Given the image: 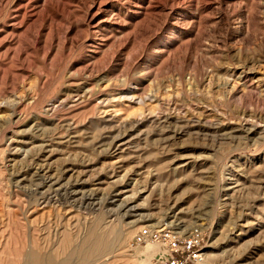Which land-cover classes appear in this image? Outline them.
I'll use <instances>...</instances> for the list:
<instances>
[{
  "label": "rangeland",
  "instance_id": "1",
  "mask_svg": "<svg viewBox=\"0 0 264 264\" xmlns=\"http://www.w3.org/2000/svg\"><path fill=\"white\" fill-rule=\"evenodd\" d=\"M176 219L264 264V0H0V264H157Z\"/></svg>",
  "mask_w": 264,
  "mask_h": 264
},
{
  "label": "built area",
  "instance_id": "2",
  "mask_svg": "<svg viewBox=\"0 0 264 264\" xmlns=\"http://www.w3.org/2000/svg\"><path fill=\"white\" fill-rule=\"evenodd\" d=\"M209 227L197 224L189 229L172 222L161 225H144L133 236L130 247L136 249L149 243L160 244L165 251L157 264H201L209 241Z\"/></svg>",
  "mask_w": 264,
  "mask_h": 264
},
{
  "label": "bare ground",
  "instance_id": "3",
  "mask_svg": "<svg viewBox=\"0 0 264 264\" xmlns=\"http://www.w3.org/2000/svg\"><path fill=\"white\" fill-rule=\"evenodd\" d=\"M179 168V167H178ZM182 168V167H181ZM183 169V168H182ZM182 171V170H181ZM44 198V197H43ZM41 204V203H40ZM177 216V214L175 213V218H178V217H176ZM135 220V219H134ZM176 220H178L179 222H177V227H180V228H184V229H186L187 227H188V225H186V222L185 221H182V220H179V219H176ZM131 223H134V224H136L137 222H135V221H132ZM173 224H174V222H172ZM181 223H183V224H181ZM126 225H127V223H126ZM130 225L131 224H129V226H127V227H130ZM160 225V224H159ZM175 225V224H174ZM132 226V225H131ZM110 227V226H109ZM134 227H135V225H134ZM187 229H189V228H187ZM135 230L136 229H132L131 228V230L129 229L128 231H127V234H126V236H127V238L126 239H128V238H130L131 236H132V234H134V232H135ZM101 232V231H100ZM90 234V233H89ZM90 239V238H89ZM104 238H102L101 236H97V237H92V242H91V244L89 245V247H88V254L89 255H94L95 253H97V252H99L101 249H103L104 248V244H105V242H103L104 240H103ZM86 240V239H85ZM89 241V240H88ZM149 244H151L150 245V247H147V248H140V249H138V252H137V254H136V256H138V258L139 259H142V260H146V259H148V255L150 254V251H153V249L154 250H158L159 249V246L160 247H162L160 244H156V243H149ZM148 245V244H147ZM84 250V249H83ZM99 255V254H98ZM153 256V255H152ZM205 256H206V253H205ZM159 258H163L164 256H158ZM94 258V257H93ZM95 259V258H94ZM205 259V258H204ZM36 260V259H35ZM204 261V260H203ZM203 261L201 262V264L203 263Z\"/></svg>",
  "mask_w": 264,
  "mask_h": 264
}]
</instances>
